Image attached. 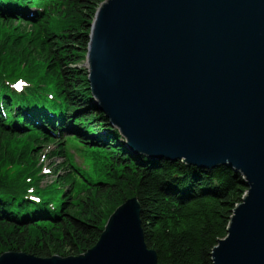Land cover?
Returning a JSON list of instances; mask_svg holds the SVG:
<instances>
[{"label":"water","instance_id":"obj_1","mask_svg":"<svg viewBox=\"0 0 264 264\" xmlns=\"http://www.w3.org/2000/svg\"><path fill=\"white\" fill-rule=\"evenodd\" d=\"M88 38L83 66L92 61L98 109L129 135L128 153L242 176L212 264H264V0H106ZM0 264L158 263L131 199L84 254L5 252Z\"/></svg>","mask_w":264,"mask_h":264},{"label":"trees","instance_id":"obj_2","mask_svg":"<svg viewBox=\"0 0 264 264\" xmlns=\"http://www.w3.org/2000/svg\"><path fill=\"white\" fill-rule=\"evenodd\" d=\"M8 1L0 4V88L5 81L1 71L7 78L20 72L36 86L20 97L17 109L5 96L0 110V255L7 251L47 259L83 254L95 246L111 213L135 199L144 243L158 264H212L211 251L225 238L232 211L246 192L242 176L226 166L204 169L127 152L118 130L90 104L95 100L81 66L90 24L106 0L39 3L47 12L32 21L7 11L17 7ZM21 1L35 7L39 2ZM53 128L59 131L58 141L49 131ZM68 140L102 149L112 172H105L106 182L91 183L84 200L76 198L75 204L66 196L51 208L54 197L40 195H53L48 186L39 189L36 178L27 182L38 172L42 146L53 147L49 160L64 159ZM49 166L54 171L70 167L65 160ZM30 186L40 202L23 198ZM104 202L110 214L100 210Z\"/></svg>","mask_w":264,"mask_h":264},{"label":"rangeland","instance_id":"obj_3","mask_svg":"<svg viewBox=\"0 0 264 264\" xmlns=\"http://www.w3.org/2000/svg\"><path fill=\"white\" fill-rule=\"evenodd\" d=\"M43 3L44 2H41L40 4L43 5ZM0 4H2V3L0 2ZM11 8H13V7H11ZM38 12L40 15L42 12L41 17L43 18L45 16V13L47 12V10L45 12V11H39V9H38ZM21 20H23V19H21ZM50 22H52V21H50ZM56 22H57V18H54V23H56ZM29 23H30V25L33 24L32 22H29ZM19 24H21L22 26L25 25L23 23H19ZM25 30H28V29H25ZM81 66L84 68L83 64H81ZM1 72L5 76V80H6L7 79L6 74L3 73V71H1ZM19 75H20V72H19ZM28 82L31 84V82L29 80H28ZM68 136L72 139L74 137L71 134ZM120 136H121L120 141L122 143L125 142L126 141L125 138L121 134H120ZM54 137H55V140L58 141L59 137H57V136H54ZM75 145H78L76 140H68L67 147L70 148L69 154L74 155L73 156L74 158L72 157L71 160H73L74 164L77 167L85 169V171L82 172V175L91 182H106V177L104 174L108 169H110L109 172H112L111 166H110V168L108 167L109 166L108 164L111 162V160L106 159L104 157V154H102L101 152H97V153L94 152V150L97 151V150H102V149L90 148V147H89V149H87V148L81 147L82 145H78L79 149L74 151ZM50 149H53V147L51 145L42 146V148L40 149V153L38 155V158L42 159L41 162H42L45 170L47 171V174L45 173V170L43 171V175H45V177L41 178L39 180V186L41 188L48 186L47 190L49 192H51L53 195H47V194H45V195L40 194V195H42L45 198H49V197L53 196L54 199L52 200V202H54V203L57 202V197L59 196V194L61 195L59 202H61V201L63 202L65 200L66 196L70 197L69 199H71L73 201V203H75V204H76V198H79V202H80V198H82V200H84L86 197L85 193L89 192L91 189L89 190L88 188H91L92 186L90 184H88L86 181H83L84 184H79L76 178L78 177L80 180H83V176H81L78 171L75 172L70 167L68 169H61L58 171H54L49 166L50 161H55L58 165H61L64 163L65 159L57 156V157H54L53 159L49 160L48 155H49ZM37 152H38V150H37ZM71 152H75V153H71ZM33 169L36 170V167H34ZM41 173H42V171H41ZM37 175L39 176L40 173L37 172ZM62 178L64 180L66 179L68 181L63 182L61 180ZM52 190H55V191H52ZM81 193H83V194L81 195ZM245 194H246V192L242 195V198L245 196ZM59 205H60V203H59ZM100 210L108 211L109 214L113 211L112 208L108 207L106 202H104L100 205ZM5 252H7V251H5ZM5 252H3V253H5Z\"/></svg>","mask_w":264,"mask_h":264},{"label":"bare ground","instance_id":"obj_4","mask_svg":"<svg viewBox=\"0 0 264 264\" xmlns=\"http://www.w3.org/2000/svg\"><path fill=\"white\" fill-rule=\"evenodd\" d=\"M2 2V1H1ZM3 3V2H2ZM6 7V6H5ZM7 9V11H9V12H11L12 14H15V15H17L18 17H20V18H22V19H24V20H27V21H30V19L31 18H33L34 16H37L38 15V11L36 10V8L33 6V5H31V4H29V5H26V6H18V7H13V8H9V7H6ZM4 12H6L5 10H4ZM87 74H89V76L91 77L90 79V81H87V83H88V87H89V89L91 88V93H92V96H93V98L95 99V102H96V104L93 102V101H91L90 102V104L91 105H95V108H96V106L98 107V105L99 104H103V105H105V103L103 102V99L101 98V96L99 95V93H98V91H97V89H96V87L94 86V82H93V65H92V61H91V66H90V61H89V66L87 67ZM3 90V89H2ZM90 105V106H91ZM101 111H102V113L103 114H108V111L107 110H105V109H101ZM100 111V112H101ZM108 116L109 117H106V118H108V119H111V121H112V124L114 125V126H116L117 128H118V130H119V132L121 133V135L125 138V140L128 142V148H131V146H129V145H132V143H131V140H130V137H129V135L115 122V120H114V118L112 117V115L110 114H108ZM134 146H140V145H138V143H137V145H134ZM125 148V147H124ZM136 148V147H135ZM126 149V148H125ZM127 150V149H126ZM130 154V153H129ZM137 154H141V155H143V152H138ZM145 154V153H144ZM151 155V154H150ZM148 155V154H146V156H147V160H149V161H155V160H159V159H155L156 158V156L157 155H155V156H153V155ZM145 156V155H144ZM153 156V157H152ZM84 254V253H83Z\"/></svg>","mask_w":264,"mask_h":264}]
</instances>
